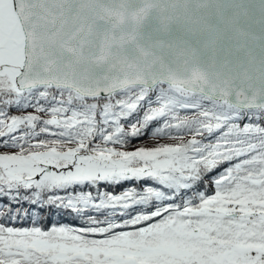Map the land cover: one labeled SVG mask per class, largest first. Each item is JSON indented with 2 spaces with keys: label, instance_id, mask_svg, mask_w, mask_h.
<instances>
[{
  "label": "snow or ice",
  "instance_id": "snow-or-ice-1",
  "mask_svg": "<svg viewBox=\"0 0 264 264\" xmlns=\"http://www.w3.org/2000/svg\"><path fill=\"white\" fill-rule=\"evenodd\" d=\"M0 264H264V0H0Z\"/></svg>",
  "mask_w": 264,
  "mask_h": 264
}]
</instances>
